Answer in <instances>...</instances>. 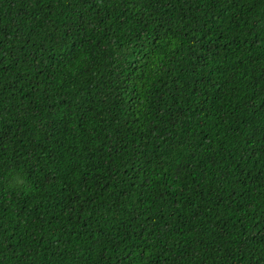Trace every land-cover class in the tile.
Listing matches in <instances>:
<instances>
[{"label":"trees","instance_id":"trees-1","mask_svg":"<svg viewBox=\"0 0 264 264\" xmlns=\"http://www.w3.org/2000/svg\"><path fill=\"white\" fill-rule=\"evenodd\" d=\"M0 264H264V0H0Z\"/></svg>","mask_w":264,"mask_h":264}]
</instances>
